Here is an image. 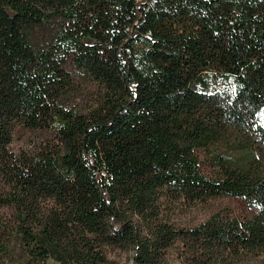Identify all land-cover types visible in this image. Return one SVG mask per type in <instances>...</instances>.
<instances>
[{"label":"trees","instance_id":"16d2710c","mask_svg":"<svg viewBox=\"0 0 264 264\" xmlns=\"http://www.w3.org/2000/svg\"><path fill=\"white\" fill-rule=\"evenodd\" d=\"M125 257L264 264V0H0V264Z\"/></svg>","mask_w":264,"mask_h":264},{"label":"rangeland","instance_id":"374dc122","mask_svg":"<svg viewBox=\"0 0 264 264\" xmlns=\"http://www.w3.org/2000/svg\"><path fill=\"white\" fill-rule=\"evenodd\" d=\"M29 136H30V133H21L19 135H17V142H16V145H21L23 143H25L26 141H28L29 139ZM131 255V254H130ZM126 260H124V263L125 264H133V260L132 259H128L125 257Z\"/></svg>","mask_w":264,"mask_h":264}]
</instances>
